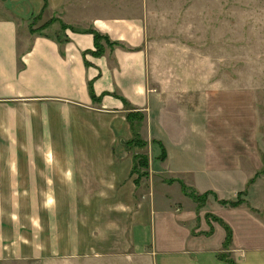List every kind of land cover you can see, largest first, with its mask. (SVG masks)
<instances>
[{
    "label": "crops",
    "instance_id": "1",
    "mask_svg": "<svg viewBox=\"0 0 264 264\" xmlns=\"http://www.w3.org/2000/svg\"><path fill=\"white\" fill-rule=\"evenodd\" d=\"M45 1L0 0V264H80L124 246L152 264H229L219 257L227 253L234 264H264V183H250L262 167L255 135L219 107L215 116L222 94L213 88L199 107L198 86L155 81L146 0ZM54 13L119 45L94 56L91 33L67 30L62 44L19 36L21 23L38 28ZM132 111L144 116L143 148L125 145ZM136 154L149 164L139 176ZM169 179L216 198L198 206ZM242 192L238 206L219 203Z\"/></svg>",
    "mask_w": 264,
    "mask_h": 264
},
{
    "label": "rangeland",
    "instance_id": "2",
    "mask_svg": "<svg viewBox=\"0 0 264 264\" xmlns=\"http://www.w3.org/2000/svg\"><path fill=\"white\" fill-rule=\"evenodd\" d=\"M45 2L32 24L44 16ZM146 5L145 48L151 76L155 75L162 86L164 82L181 88L198 86L199 107L209 89L221 93L215 99V116L220 115L216 113L219 107L223 109L221 116L238 122L246 136L255 135L262 167L253 182L261 179L264 183V0H146ZM50 15L54 22L40 32L42 36L62 35L59 22L69 26L63 35L70 29L84 31L71 28L72 23L62 20L61 13ZM30 25L21 23L19 36L33 35ZM107 47L104 45V53ZM102 243V250L110 246L109 239ZM119 249L113 253L89 252L75 260L80 264L153 263L146 254L133 253L126 246Z\"/></svg>",
    "mask_w": 264,
    "mask_h": 264
},
{
    "label": "trees",
    "instance_id": "3",
    "mask_svg": "<svg viewBox=\"0 0 264 264\" xmlns=\"http://www.w3.org/2000/svg\"><path fill=\"white\" fill-rule=\"evenodd\" d=\"M37 19H38V17H37ZM34 22H35V20H34ZM53 22H54V20L51 19L38 28H33V26L30 25L29 30L31 33H35V34L37 33L40 35H44V34H41L40 32L43 29H46L47 27H49L51 25V23H53ZM59 25L61 28L60 30L62 32L61 33L62 35H59V36L57 35L55 37V39L57 40L58 43L62 44L65 41H68V37L66 35H63V33H64V30H66V28H69V26L63 24L62 22H59ZM83 32L91 33L93 35L95 50L89 51V53H91V55L101 56L104 53V45L108 46L111 50L114 48V46L119 45L116 42H111L107 36L102 35L93 29H87V30H84ZM45 36H47V35H45ZM85 65L89 66V63L87 61H85ZM88 90H89V94H90V97L92 98V100H94V101L100 100L101 96L100 97L95 96L91 83H89ZM119 98L122 100V102L124 103V105L126 107H129L128 102L124 98H122V97H119ZM126 118H127L128 122L130 123L131 128L133 130V138L130 141L125 142L126 147L128 149H131V148L134 149L136 147H138V148L145 147L147 145V142H145L141 139L140 134H139V129H138L139 128L138 126L142 123V120L144 119L143 114L141 112H133L132 111V112L127 113ZM152 144H158L160 146L161 154L159 156V159L164 160L166 157V152H165L164 147L158 141H152ZM148 165H149L148 164V157L146 155H143V154L134 155L133 172L139 173L140 168L141 169H148ZM256 175H258V173ZM255 177L250 181V183L253 182ZM168 181H169V183H172V182H175L178 180L169 179ZM178 182L181 184V188H182L183 193L185 195H187L188 197H190L191 199H193L197 203L198 206H202L205 203V201L207 200L209 195H213L214 198H216V195L212 192H205L203 194H199L195 190H193L192 188L186 186L183 182H181V181H178ZM244 194H245V192L240 193L238 195V199L236 201H220L219 203L230 205V206H233V205L238 206L239 204L242 203L241 196ZM224 227L226 230V238H225V242H224V248L228 249V247L232 241V232H231V229L227 225H225ZM219 257L221 259H226L229 264H234V262L231 259H228L229 258L228 253L219 255Z\"/></svg>",
    "mask_w": 264,
    "mask_h": 264
}]
</instances>
